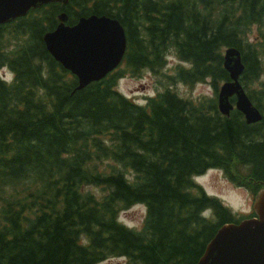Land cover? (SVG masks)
<instances>
[{"label":"trees","instance_id":"trees-1","mask_svg":"<svg viewBox=\"0 0 264 264\" xmlns=\"http://www.w3.org/2000/svg\"><path fill=\"white\" fill-rule=\"evenodd\" d=\"M64 13L117 20L126 37L121 64L76 90L77 80L42 37ZM264 19V0H67L0 25V264H195L223 224L237 223L195 178L220 170L252 195L264 183L261 52L246 40ZM237 49L240 83L260 122L219 114L215 97L194 101L172 87L228 80L221 52ZM178 60L172 75L166 58ZM166 84L139 105L118 81L142 71ZM140 205L132 230L118 221ZM208 212V215H204Z\"/></svg>","mask_w":264,"mask_h":264},{"label":"water","instance_id":"water-1","mask_svg":"<svg viewBox=\"0 0 264 264\" xmlns=\"http://www.w3.org/2000/svg\"><path fill=\"white\" fill-rule=\"evenodd\" d=\"M67 0H0V25L23 17L48 3L65 4ZM56 28L42 37L50 56L77 79L76 90L102 79L121 61L126 40L120 23L106 16L80 17L73 26L58 15ZM228 81L219 88L217 109L225 116L234 108L246 124L261 119L242 90L238 78L244 66L238 50L227 48L222 57ZM234 97V106L229 99ZM254 217L238 224H224L206 244L195 264H264V184L253 198Z\"/></svg>","mask_w":264,"mask_h":264},{"label":"rangeland","instance_id":"rangeland-1","mask_svg":"<svg viewBox=\"0 0 264 264\" xmlns=\"http://www.w3.org/2000/svg\"><path fill=\"white\" fill-rule=\"evenodd\" d=\"M247 42L254 44L261 52L260 62L262 72L258 82L252 84V88H258V84L264 82V19L260 26H250L246 36ZM223 51L221 52V54ZM178 60L169 55L166 58L165 68L162 73L172 75L178 65ZM0 77L4 81L9 79L4 78V74L0 73ZM12 78V77H11ZM11 80V79H10ZM166 84V77L162 75H153L149 71H142L138 77L125 76L118 81L117 90L123 96L134 100L139 104H144L146 97H152L157 91H161ZM221 83H218V87ZM182 98L191 99L194 101L203 98L214 97L213 87L210 80L206 79L203 82L187 86L181 83L174 84L170 87ZM210 196L218 198L226 207L233 213L246 216L249 215L252 203V193L249 187H235L229 182L220 170H208L202 176L194 179ZM208 215L205 212L204 215ZM144 217V208L140 205H135L127 211L121 213L118 221L132 230H138ZM99 264H105V261Z\"/></svg>","mask_w":264,"mask_h":264},{"label":"clouds","instance_id":"clouds-1","mask_svg":"<svg viewBox=\"0 0 264 264\" xmlns=\"http://www.w3.org/2000/svg\"><path fill=\"white\" fill-rule=\"evenodd\" d=\"M0 73L4 74L5 79H11V73L8 71V69L5 67H0ZM105 264H126V257L124 256H118V257H108L105 261Z\"/></svg>","mask_w":264,"mask_h":264}]
</instances>
